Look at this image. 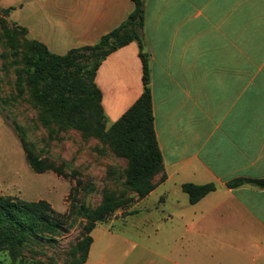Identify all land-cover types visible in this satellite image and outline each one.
<instances>
[{
	"label": "crops",
	"instance_id": "1",
	"mask_svg": "<svg viewBox=\"0 0 264 264\" xmlns=\"http://www.w3.org/2000/svg\"><path fill=\"white\" fill-rule=\"evenodd\" d=\"M143 2L141 37L165 180L134 205L144 210L156 194L150 210L169 206L157 213L156 221H167L159 227L180 233L156 250L157 264H264V188L227 186L233 179L264 178V0ZM10 7V21L63 55L96 43L134 4L0 0V8ZM94 81L110 126L143 91L138 43L108 54ZM183 183L215 189L191 204ZM94 241L84 264H106L105 256L91 260Z\"/></svg>",
	"mask_w": 264,
	"mask_h": 264
},
{
	"label": "trees",
	"instance_id": "2",
	"mask_svg": "<svg viewBox=\"0 0 264 264\" xmlns=\"http://www.w3.org/2000/svg\"><path fill=\"white\" fill-rule=\"evenodd\" d=\"M132 2L133 10L117 27L102 35L96 43L73 48L63 55L54 54L43 43L30 39L25 27L12 21L10 26L1 19L0 38L9 47V54L17 64V95L14 100L21 98L27 88L31 100L41 110L42 125L48 127L55 123L99 136L109 142L118 156L126 159L124 193L119 196L106 195L95 209L84 204H78L76 208L74 204L70 205V210L84 218L86 224L85 235L70 250L71 259L68 264L86 262L93 241L89 233L97 222L105 221L117 209L127 207L136 197L146 196L165 180L162 156L153 127L148 57L143 51L141 37L144 2ZM11 9L0 8V11L7 17ZM132 41H136L139 47L143 91L117 121L105 128L102 95L94 81L96 71L108 54ZM4 56L0 54V58ZM8 102L0 98V104ZM19 140L31 169L36 173L48 170L49 164L35 153V146L27 139L25 131L20 132ZM56 172L61 173L58 169ZM244 183L264 188V178L233 179L227 186L233 188ZM181 189L193 204L214 190L215 185L183 183ZM61 231L62 221L47 200H26L0 194V252H8L11 264H45L37 259L27 262L20 259L16 263V259L20 249L34 237H54Z\"/></svg>",
	"mask_w": 264,
	"mask_h": 264
},
{
	"label": "rangeland",
	"instance_id": "3",
	"mask_svg": "<svg viewBox=\"0 0 264 264\" xmlns=\"http://www.w3.org/2000/svg\"><path fill=\"white\" fill-rule=\"evenodd\" d=\"M1 19L11 26V21L0 11V35ZM1 53L5 56L0 58V98L9 102L0 104V194L26 200L45 199L62 221L60 234L34 237L20 249L16 263L37 259L45 264H68L70 250L85 235L86 224L84 218L70 210V205L76 208L84 204L95 209L106 195L124 193L126 159L118 156L109 142L99 136L55 123L42 125L41 110L31 100L27 88L21 98L14 100L17 64L0 38ZM86 116L91 119L90 115ZM108 127L105 122V128ZM22 130L34 144L35 153L49 164L48 170L36 173L27 163L19 140ZM155 200L156 194L145 200L146 209L141 210L133 199L127 207L97 222L89 233L95 240L91 260L105 256L106 264H157L160 258L156 250L172 243L180 233L173 234L168 225L159 227L167 221H156L157 213L166 212L169 206L156 204L159 212H154L149 207ZM0 264H11L7 251L0 252Z\"/></svg>",
	"mask_w": 264,
	"mask_h": 264
}]
</instances>
